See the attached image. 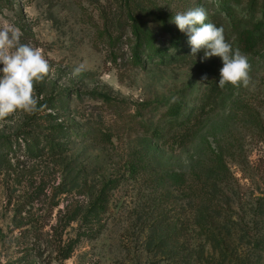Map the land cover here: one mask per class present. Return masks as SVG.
Wrapping results in <instances>:
<instances>
[{
	"label": "rangeland",
	"instance_id": "rangeland-1",
	"mask_svg": "<svg viewBox=\"0 0 264 264\" xmlns=\"http://www.w3.org/2000/svg\"><path fill=\"white\" fill-rule=\"evenodd\" d=\"M132 7L164 57L133 62L122 0H0V28H19L52 70L35 84L41 111L0 121V264H264V48L246 55L249 88L221 89L222 60L191 56L186 33L175 45L172 22L204 8L239 49L221 1ZM236 8L260 18L246 0ZM178 102L186 126L171 131L167 111ZM173 171L197 191L179 190Z\"/></svg>",
	"mask_w": 264,
	"mask_h": 264
},
{
	"label": "clouds",
	"instance_id": "clouds-1",
	"mask_svg": "<svg viewBox=\"0 0 264 264\" xmlns=\"http://www.w3.org/2000/svg\"><path fill=\"white\" fill-rule=\"evenodd\" d=\"M204 8L178 12L172 22L179 31L186 33L191 56L203 50V60L219 57L222 60L218 87L226 85L249 88L251 65L248 57L226 40L223 27L207 21ZM19 28L5 22L0 28V121L17 111L34 114L42 110L40 99L35 93V84L49 76L51 66L41 48L20 42ZM86 70L83 63L73 69V76ZM206 78V77H205Z\"/></svg>",
	"mask_w": 264,
	"mask_h": 264
},
{
	"label": "trees",
	"instance_id": "trees-1",
	"mask_svg": "<svg viewBox=\"0 0 264 264\" xmlns=\"http://www.w3.org/2000/svg\"><path fill=\"white\" fill-rule=\"evenodd\" d=\"M224 5V12L227 19H229V27L235 36V42L237 43L239 50L245 55L258 54L261 48H264V0H246V9L253 17L260 15V18L254 20H243L237 15L238 6L243 5L245 0H219ZM125 8L127 9V18L131 25V33L134 39V46L132 49L133 62L141 64L143 57L156 58L164 57L167 49L157 45V37L154 30L143 21L135 12L132 7V0H122ZM162 26L167 31V28L173 32L174 29L168 27L167 22H163ZM176 41L175 45H179L182 32L179 29H175ZM113 43L114 39H110ZM180 46V45H179ZM178 47V46H177ZM216 83H211L209 86L208 94H213L216 91ZM95 97L101 98L109 103H115V99L106 93H94ZM184 103L178 102L174 104L168 111L167 116L170 120V130H179L186 126L184 122ZM55 130L66 131L67 127L59 125ZM67 132V131H66ZM170 180L173 185L182 192H188L190 190L197 191L196 187L190 186L186 179V176L182 172L173 171L170 173ZM116 187V181H109L98 193V196L94 202L95 212L105 213L108 209L111 190ZM215 210V208H213ZM212 233H215L213 231Z\"/></svg>",
	"mask_w": 264,
	"mask_h": 264
}]
</instances>
